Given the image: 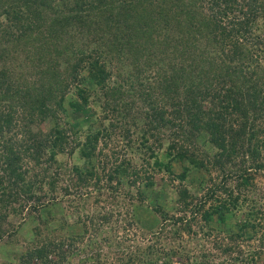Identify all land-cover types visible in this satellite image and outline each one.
<instances>
[{
	"label": "trees",
	"instance_id": "trees-1",
	"mask_svg": "<svg viewBox=\"0 0 264 264\" xmlns=\"http://www.w3.org/2000/svg\"><path fill=\"white\" fill-rule=\"evenodd\" d=\"M204 28L209 29L207 37H197ZM25 57L23 67L36 72L23 80L14 62ZM35 58L45 68L31 67ZM71 87L79 99L66 103ZM130 92L146 103L140 108L146 124L140 127L134 153L148 169L105 154L100 144L106 145L113 124L93 129L95 122L99 125L95 117L79 116L86 113L93 93L97 103L92 104L99 100L105 117L128 129L141 126ZM207 97L211 101L205 107ZM48 119L51 127L45 125ZM166 130H173L175 138L164 139L159 131ZM19 134L26 138L13 137ZM201 134L216 150L212 155L188 147ZM26 160L33 162L31 170ZM236 162L243 168L235 185H228L224 176L200 198L183 185L193 172L211 167L225 175ZM53 163L58 172L51 171ZM62 169L69 184L52 197ZM161 173L178 182L176 205L182 215H170L159 203L145 205L160 222L145 232L150 244L137 246L138 252L125 260L124 252L117 253L120 262L198 264L197 255L181 244L166 245L190 234L198 214L208 226L234 220L238 231L228 235L226 254L238 247L245 229L258 227L264 206V197L254 191V176H264V0H0V240H10L19 228V223L11 224L6 230L10 216L21 222L28 216L45 225L35 228L36 241L28 244L18 264H63L75 250L74 240L54 237L61 228L47 229L45 197L57 206L74 195L84 200L92 194L121 195L144 206L147 197L135 187L143 182L160 191L165 183ZM216 195L224 198L216 200ZM104 213L99 220L111 223L113 215ZM125 226L132 229L137 222L125 215ZM249 256L246 264H257L264 251H250ZM92 260L87 264H101Z\"/></svg>",
	"mask_w": 264,
	"mask_h": 264
},
{
	"label": "rangeland",
	"instance_id": "rangeland-1",
	"mask_svg": "<svg viewBox=\"0 0 264 264\" xmlns=\"http://www.w3.org/2000/svg\"><path fill=\"white\" fill-rule=\"evenodd\" d=\"M237 14L238 12L236 15ZM208 31L209 29L204 28V30L198 34L197 37H207ZM206 40L207 39H205V41ZM197 44L200 43L197 42ZM207 50L208 48L205 51L207 52ZM214 54L216 55V53ZM23 57L24 55H22V58ZM33 61L34 63H30L31 67H34L35 65V67H39L40 69L45 68L44 64L42 65V63H44L43 60L38 62L37 58H35ZM25 62H28L26 57L24 59H20V62H14V65L19 64V68H17V70L19 74L23 75V80L30 79L33 75H35L36 72H32L31 68H24L23 65L26 64ZM148 79L150 83V77ZM116 81V77L112 78L111 84ZM146 86L150 88V84H146ZM86 89L89 92L93 91V87L89 84H86ZM68 91L69 92L66 94V103L70 100L78 101L79 98H77V93L75 90H73L71 87ZM136 91L138 93L139 89H136ZM98 94L99 95L97 96H100L101 98L103 97L100 91ZM130 95L131 99L134 101L133 113H138V115H135V117L139 116L138 118L139 123L142 124L141 126L137 124H131V128L128 129V127L125 128L122 124L116 123L117 121L113 122L112 116L109 115L108 117H105V114L102 113L99 100V106L92 104L94 101L97 103V98H95L96 96L93 93L89 95V105L87 107L86 113H82L79 116L82 119H87V115H90V117H95V119L99 122V125L95 122L93 129H97L98 126L101 127V125L109 126L113 124L114 127H110L111 132L107 137L106 145H104L105 142H101L100 144V146L102 145L106 150L105 154H115L118 159H129L131 160L132 164L137 163L138 169H141V167L148 169L149 165L142 162L139 156L134 153V148L138 146V142H140L141 138L140 127H144L146 124L145 117L144 115L142 116V112H140V108L144 109L146 103L140 99L139 96H136L134 92H130ZM180 95V98L183 99L184 95ZM210 101L211 99L207 97L204 100V106L208 107ZM130 119L131 117L129 120ZM85 122L86 124H89V119ZM136 122L138 123V120ZM45 123L46 127H51L53 121L48 119L45 121ZM171 131L173 130H166L165 132L159 131V133L161 132V135H163L164 139L169 141V139L175 138V136L171 134ZM176 132L179 133L178 129H176ZM176 132L175 134H177ZM20 135L21 134L13 137L23 141L26 136L23 139V136ZM148 137H150V134ZM207 137L208 136L205 134L199 135L198 142H196L194 145L189 143L188 147L193 151H197L199 155H212L216 150L214 148H210L207 145ZM8 138L9 137H6V139ZM26 143L29 144L28 141ZM69 148L70 147H68V149ZM59 159L63 161L61 157H59ZM25 163L27 164V168L31 170V167H33V162L26 160ZM41 164L47 166V160L41 159ZM52 165L51 171L55 173L59 167L54 163ZM111 165V163L108 164V169H106L107 172L111 170ZM64 166L66 167V170L69 169V164ZM96 167L97 170L100 169L99 164H97ZM174 167L175 171H178L180 164H176ZM241 168L243 167L236 162L233 168H230L229 170L227 169L226 174L223 175V173L221 174L218 169L209 167V169L200 173L193 172L190 178L185 181L183 185H185V187L189 189L194 195L200 198L205 193H207V191H210L212 186L219 185V182L224 176H228V185H235L236 177L238 176L239 170ZM64 169L59 171L61 174L59 176L60 180L57 184L56 191L53 193L54 196L52 197H58L59 194L62 193V187H65L67 184H69L67 181V173L64 171ZM29 172L32 175V171ZM160 177L165 182L160 191L143 186V182L141 184H137L138 186L135 187L141 188L147 197L143 202L144 206H140L136 199L131 200L130 198L126 197L122 198L121 195L114 198L113 196L109 197V195L104 194L97 198L96 195L92 194L89 196L88 200L82 199L81 195L76 199V196L74 195L72 198L69 196L67 198V202H61L60 205L57 204V206L50 204V199L45 197L43 199V206L45 204L47 205L46 209L49 211L50 216V220L46 224L47 229L49 231H54V229L61 228L62 231L55 232L54 237H60L63 235L75 241V250L72 252V254H70L71 256L68 255L69 259L63 264H82V261L86 262L85 264H87L89 258L93 259L92 261H95V257L98 258V261H100L101 264H125L124 262H120L116 259L117 253L121 255V253L124 252L125 260L127 259L128 255H134L137 253L138 247L144 248L146 245L150 244V239H147L150 238V235L145 232L156 227L160 222V219L150 211L146 210L145 205L159 203L166 211L170 213V215L174 217H179L182 215L181 212L178 211L179 208L176 205V187L178 182H170L166 173H161ZM124 179V183H126L127 179ZM101 183L103 187L107 185L105 179H102ZM201 185L202 188H200ZM254 185V191L260 196L264 197L263 174H256L254 176ZM112 186L115 187L114 185ZM113 189L116 190L115 188ZM119 189V193H121V190L123 189ZM132 195H135V189H132ZM218 195L215 196L216 200L220 199L219 197L224 198V196ZM209 204L210 202L207 204V206ZM59 206L63 210H58ZM260 208L262 214H259L258 216V227L255 230L250 228L245 229L242 238L238 239L236 242L238 247L235 248L232 253L226 254L223 252V248L224 245L228 243V235L235 234L238 231L234 220L228 219L227 222H224L223 224L211 223L208 226L201 221L199 214L196 216L195 222H193L191 225L192 232L190 234L183 233L181 238L176 240H172V238L170 240L168 239L169 241L166 245L181 244V246L185 247L188 252L191 251L197 255L198 258L196 262L198 264L249 263L248 260L250 258V251H264V206ZM51 210H53V213L50 214ZM104 212H110L113 215L111 223L106 224L99 220V216L105 214ZM43 213L44 211H41L40 215H43ZM125 215L132 217V219L137 222V226L133 227L132 229L125 226ZM185 217H191L189 212H187ZM78 218H81L82 220L80 221ZM22 221L23 222H21V220H19V218L16 216H10L7 220H5L7 228L6 230L11 227V224L13 225L19 223L20 225L19 228L16 229V235L10 238V240L6 236L3 238V240H0V264H18V261H20L18 259L19 256L24 254L28 244L31 243L33 239L35 240V228L40 226L44 228L45 226L41 224L40 220H33L28 216L22 219ZM140 227L144 229L143 232ZM168 229L169 228H167L166 232ZM50 234L53 235L52 233ZM140 257H142L141 254ZM143 258L146 259V257ZM49 259L50 261L55 260L53 255H51ZM173 262L176 263L178 261L175 259ZM133 264L138 263L134 262ZM257 264H264V256H261V258L257 260Z\"/></svg>",
	"mask_w": 264,
	"mask_h": 264
}]
</instances>
